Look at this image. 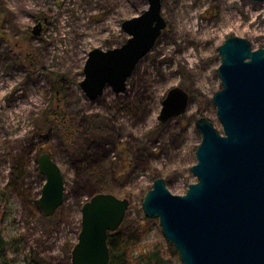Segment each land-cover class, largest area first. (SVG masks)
Masks as SVG:
<instances>
[{
    "label": "rangeland",
    "instance_id": "rangeland-1",
    "mask_svg": "<svg viewBox=\"0 0 264 264\" xmlns=\"http://www.w3.org/2000/svg\"><path fill=\"white\" fill-rule=\"evenodd\" d=\"M148 8L147 0H0V220L12 264L31 255L69 264L81 208L100 192L130 200L117 232L133 236L134 256L154 247L170 253L159 219L144 221L143 199L158 177L178 195L198 180L191 170L202 140L196 121L207 117L222 130L213 102L222 88L218 47L229 35L264 46V0H161L167 25L127 90L107 86L89 99L80 86L89 52L123 44V21ZM177 86L188 92V107L162 122V103ZM70 126L74 142L64 136ZM43 152L65 177L66 198L52 218L38 202Z\"/></svg>",
    "mask_w": 264,
    "mask_h": 264
},
{
    "label": "water",
    "instance_id": "water-1",
    "mask_svg": "<svg viewBox=\"0 0 264 264\" xmlns=\"http://www.w3.org/2000/svg\"><path fill=\"white\" fill-rule=\"evenodd\" d=\"M147 1V10L123 21L129 35L123 44L89 52L80 82L89 99L102 96L107 86L125 92L137 65L155 46L167 23L161 0ZM41 29L39 23L33 33ZM218 51L222 88L213 102L222 130L207 117L198 118L202 140L191 167L198 180L178 195L164 178H156L143 208L147 217L159 219L163 236L175 246L182 264H264V46L254 49L247 38L229 35ZM188 104L185 89L171 88L160 120L181 115ZM38 162L45 177L39 207L51 217L64 204L65 177L49 152ZM129 206L128 198L103 192L83 204L72 264H110L108 235L119 229Z\"/></svg>",
    "mask_w": 264,
    "mask_h": 264
},
{
    "label": "trees",
    "instance_id": "trees-1",
    "mask_svg": "<svg viewBox=\"0 0 264 264\" xmlns=\"http://www.w3.org/2000/svg\"><path fill=\"white\" fill-rule=\"evenodd\" d=\"M57 114H58L57 111H52L49 117L51 116L52 118H56ZM92 120L93 122L95 121L93 118ZM55 121L57 120L48 119V121L46 122V125H49V123H52ZM99 122L100 121L94 122L92 127L94 129H98L97 124ZM74 131L75 130H73V126L71 127V129H67L65 131L64 136L67 139V141L74 142L73 141ZM73 149L75 150L74 154L76 153L77 156L80 155V153H82L81 150L78 151L79 150L78 147H74ZM123 158L124 160H126L125 156H123ZM91 163H94V161H91ZM52 217H47V218H52ZM144 221L149 222L150 218L146 217L144 218ZM132 238H133L132 235L123 237L117 231L109 232L108 245L110 247V254H111L110 264H173L174 260L176 258H179V254L175 246L168 241H167L168 243L167 249L169 250L170 253L167 255L165 254L163 249L154 247V248L147 249L145 253L142 251L137 256H134L133 255V251H134L133 244L135 242ZM8 243L9 242L6 240L3 228L1 226V220H0V264H12V262L14 261V258H12L9 255ZM15 251L18 252V249H16ZM25 264H42V263L38 255L37 256L31 255L30 257L27 258ZM69 264H72L71 260L69 261Z\"/></svg>",
    "mask_w": 264,
    "mask_h": 264
}]
</instances>
